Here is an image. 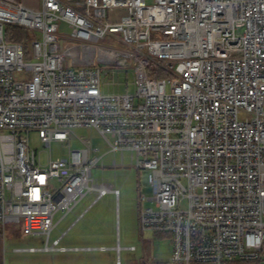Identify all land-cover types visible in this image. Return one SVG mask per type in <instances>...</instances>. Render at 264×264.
Instances as JSON below:
<instances>
[{
  "label": "built area",
  "instance_id": "built-area-1",
  "mask_svg": "<svg viewBox=\"0 0 264 264\" xmlns=\"http://www.w3.org/2000/svg\"><path fill=\"white\" fill-rule=\"evenodd\" d=\"M40 2L0 0V226L47 235L43 247L17 249L94 248L49 243L57 212L88 193L86 210L119 194L93 178L105 153L74 132L88 126L122 164L131 152L151 187L140 195V227L169 235L171 262L264 264V0ZM61 22L75 41L63 49ZM7 24L40 34L32 58L5 39ZM113 64L134 68V92L102 90ZM32 131L48 147L82 146L43 161Z\"/></svg>",
  "mask_w": 264,
  "mask_h": 264
},
{
  "label": "rangeland",
  "instance_id": "rangeland-1",
  "mask_svg": "<svg viewBox=\"0 0 264 264\" xmlns=\"http://www.w3.org/2000/svg\"><path fill=\"white\" fill-rule=\"evenodd\" d=\"M28 5L40 7V0H24ZM12 30L18 32L26 30L28 39L24 44L28 54L26 58H32V40L39 33L32 29L23 28L14 24H8ZM65 36L59 39L60 49L70 42L68 38L71 28L66 22L60 23V33ZM106 44L115 45L114 38L107 36ZM126 48L131 47L126 45ZM66 63H70L68 57ZM108 74L103 75L102 90L104 92L125 93L134 92L135 76L134 68L113 64L106 68ZM15 77H20L16 73ZM74 132L78 136L91 138L93 144L100 148L98 154L105 153L102 160L92 170V175L97 182H106L119 189L118 196L113 192L105 193L89 209L87 206L95 198V194L88 193L69 213L62 216L57 212L55 221L57 225L50 233L51 244L56 236L65 230L63 240L59 245L67 246H91L89 250H22L17 248L36 246L43 247L46 244L47 235L22 234L20 223H8L4 227L0 237V259L3 264H61L65 257L72 261L71 264H178L170 261L172 243L169 235H161L151 230H142L139 223L140 195H151V187L144 181L141 172L131 161V152L125 151L122 164L121 153L109 151V146L103 136L96 129L88 126L76 127ZM30 144L41 151L43 161L51 151L54 158L66 155L70 148L82 146L79 139L72 142L53 141L50 147L45 146L37 132L29 135ZM114 158L116 164H113ZM151 201H144L143 205H152ZM86 210V211H85ZM119 246V248H117ZM133 246V249L128 247ZM100 247H106L101 249ZM69 261V260H68ZM70 264V263H69ZM233 264V262H226Z\"/></svg>",
  "mask_w": 264,
  "mask_h": 264
},
{
  "label": "trees",
  "instance_id": "trees-1",
  "mask_svg": "<svg viewBox=\"0 0 264 264\" xmlns=\"http://www.w3.org/2000/svg\"><path fill=\"white\" fill-rule=\"evenodd\" d=\"M8 25V24H7ZM5 39L7 41H19L23 44L26 43V40L28 39V35L26 30H23L22 32H18L15 29H11L10 27L5 26ZM164 72H150V75H153L155 77H162L164 76ZM3 235V228L0 226V237ZM0 264H3L2 260L0 259ZM233 264H255L252 261H242V260H235L233 261Z\"/></svg>",
  "mask_w": 264,
  "mask_h": 264
},
{
  "label": "crops",
  "instance_id": "crops-1",
  "mask_svg": "<svg viewBox=\"0 0 264 264\" xmlns=\"http://www.w3.org/2000/svg\"><path fill=\"white\" fill-rule=\"evenodd\" d=\"M66 233H67V230H65L62 234L59 235V236H62L61 239H60V242L63 240V238H64ZM59 236H56L55 239L58 238ZM63 246H67V245L64 244ZM67 258H69V257H65V259L62 260L61 264H69V263L71 264V263H74V262H76V263L78 262V261H74V260L72 261L71 259H67Z\"/></svg>",
  "mask_w": 264,
  "mask_h": 264
}]
</instances>
